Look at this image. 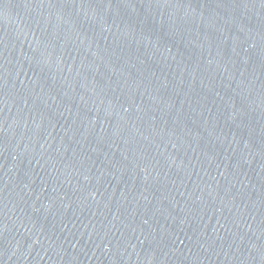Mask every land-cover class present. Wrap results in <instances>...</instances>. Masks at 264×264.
Here are the masks:
<instances>
[{
    "label": "water",
    "instance_id": "obj_1",
    "mask_svg": "<svg viewBox=\"0 0 264 264\" xmlns=\"http://www.w3.org/2000/svg\"><path fill=\"white\" fill-rule=\"evenodd\" d=\"M0 264H264V0H0Z\"/></svg>",
    "mask_w": 264,
    "mask_h": 264
}]
</instances>
